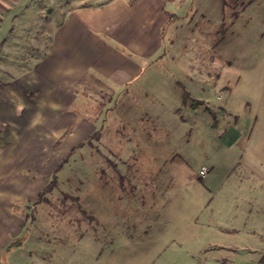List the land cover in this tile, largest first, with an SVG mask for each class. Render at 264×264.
<instances>
[{
	"label": "rangeland",
	"instance_id": "obj_1",
	"mask_svg": "<svg viewBox=\"0 0 264 264\" xmlns=\"http://www.w3.org/2000/svg\"><path fill=\"white\" fill-rule=\"evenodd\" d=\"M249 1L181 0L128 94L94 100L99 140L71 152L81 142H69V127L44 144L25 175L31 189L6 207L0 264H257L264 0L257 11Z\"/></svg>",
	"mask_w": 264,
	"mask_h": 264
},
{
	"label": "crops",
	"instance_id": "obj_2",
	"mask_svg": "<svg viewBox=\"0 0 264 264\" xmlns=\"http://www.w3.org/2000/svg\"><path fill=\"white\" fill-rule=\"evenodd\" d=\"M180 1L0 0V254L6 207L31 189L25 175L36 153L69 127L71 143L93 134L94 100L112 105L128 94L160 55ZM259 239L264 264V233Z\"/></svg>",
	"mask_w": 264,
	"mask_h": 264
},
{
	"label": "trees",
	"instance_id": "obj_3",
	"mask_svg": "<svg viewBox=\"0 0 264 264\" xmlns=\"http://www.w3.org/2000/svg\"><path fill=\"white\" fill-rule=\"evenodd\" d=\"M189 99V96L185 93L183 95V100L184 102L187 101ZM201 105V102L199 101H193L191 107L192 108H196L195 106H199ZM213 125L216 126V123H215V120H213ZM69 130H67L68 132ZM99 133L98 132H95L93 133L91 136H89L88 138H86L83 142H81L80 144H78L77 146H75L71 152H73L75 149H78L80 147H82L84 144L90 142L91 140H99ZM67 157L64 158L58 165L57 169L53 172V174L51 175V178L50 180L48 181V183L46 184V186L38 193V196L36 198V203H40L42 202L45 197H47V195L51 194L53 192V190L57 187V176H56V172L57 170H59L62 166V164L66 161ZM34 210V208H33ZM12 211L13 212H16V205H14L12 207ZM19 244H21V240L20 239H15L11 242V244L6 248V250L8 251L11 247L13 246H18Z\"/></svg>",
	"mask_w": 264,
	"mask_h": 264
},
{
	"label": "built area",
	"instance_id": "obj_4",
	"mask_svg": "<svg viewBox=\"0 0 264 264\" xmlns=\"http://www.w3.org/2000/svg\"><path fill=\"white\" fill-rule=\"evenodd\" d=\"M207 172H208V170L205 167H202L201 170H200V174L201 175H205Z\"/></svg>",
	"mask_w": 264,
	"mask_h": 264
},
{
	"label": "bare ground",
	"instance_id": "obj_5",
	"mask_svg": "<svg viewBox=\"0 0 264 264\" xmlns=\"http://www.w3.org/2000/svg\"><path fill=\"white\" fill-rule=\"evenodd\" d=\"M7 178H9V175H8V177Z\"/></svg>",
	"mask_w": 264,
	"mask_h": 264
}]
</instances>
